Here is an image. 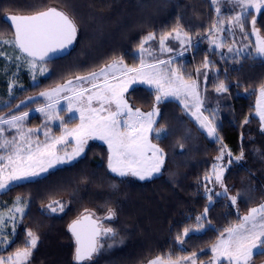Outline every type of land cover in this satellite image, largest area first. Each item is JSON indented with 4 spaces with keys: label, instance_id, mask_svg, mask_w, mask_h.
Segmentation results:
<instances>
[{
    "label": "trees",
    "instance_id": "1",
    "mask_svg": "<svg viewBox=\"0 0 264 264\" xmlns=\"http://www.w3.org/2000/svg\"><path fill=\"white\" fill-rule=\"evenodd\" d=\"M228 4L217 13L212 0H0V40L14 38V30L5 20L10 15L27 16L56 8L74 20L78 30L75 47L68 55L43 62L45 68L54 64L51 73L59 74L61 80L98 71L114 58L122 59L127 68H138L142 59L136 54L139 46L146 36L154 34L155 39L148 42L164 54L163 59H172L170 67L197 81L201 113L214 124L217 137L211 139L202 132L185 114L180 100L157 104L156 91L144 87L131 90L127 99L133 110L147 113L154 107L159 109L151 143L164 152L160 174L145 182H122L106 170L107 149L96 145L71 166L12 186L0 194V215L7 221L4 232L11 233L15 227V233L8 237L11 243L7 247L0 245V257L7 258L24 248L31 230L39 236L31 264H77L69 225L93 213L115 230L114 238L109 234L103 240L123 242L124 247L107 257L101 249L82 264L104 260L146 264L157 257L180 262L192 253L206 263L212 259L208 250L221 234L264 202V133L255 117L258 94L264 88V56L253 54L256 47L248 23L255 16L253 12L245 19L243 31L230 21H219V17L226 21L240 12L234 3ZM218 24L225 29L222 37L229 38L221 49L210 40ZM258 26L264 34V13ZM177 28L188 33L181 36L187 43L182 45L174 38ZM167 33L172 35L165 44H174L170 52L160 49V37ZM229 43L238 50L229 53ZM0 53L4 54L0 55L1 116L16 112L20 101L49 86L52 79L37 69L34 80L28 65L16 60L20 53L14 47L0 44ZM205 59L212 65L207 69L203 67ZM220 81L228 85V92L215 91ZM221 151L224 155L218 160ZM241 152L243 158L237 159ZM216 164L225 171V187L237 195L235 205L228 194L217 195L211 179ZM54 201H62L66 210L49 214L47 205ZM17 206L24 207V212H16ZM205 207L209 211L201 229L196 217L204 215ZM109 208L115 213L111 220L105 219ZM185 227L189 228L187 236H183ZM178 234L183 244L177 241ZM250 264H264V255L254 256Z\"/></svg>",
    "mask_w": 264,
    "mask_h": 264
},
{
    "label": "snow or ice",
    "instance_id": "2",
    "mask_svg": "<svg viewBox=\"0 0 264 264\" xmlns=\"http://www.w3.org/2000/svg\"><path fill=\"white\" fill-rule=\"evenodd\" d=\"M240 8V14L232 16L230 23L239 27L241 31L245 26V13L251 15L250 10L260 13L264 10V0H229ZM216 6L217 13L220 12L218 0H212ZM10 22V27L14 28V38L11 40H0V44L14 47L19 51L16 60H23L30 71L33 72L35 80V71L43 75L47 69L43 62L49 53L63 51L68 48L76 38L77 26L74 20L66 13L56 8H48L44 11H38L35 14L27 16L10 15L5 17ZM253 32L258 33L256 29V17L252 18ZM215 28V26H214ZM175 31V39L180 40L181 44L187 41L181 39V36H187L188 33H182L177 28ZM172 33H167L160 37L161 51H171L166 48L165 40ZM155 39L154 34H149L140 44V52L148 51L144 48V44L149 40ZM217 47H222V42L212 41ZM228 52H233V48L229 47ZM257 52L264 56V40H259L257 44ZM151 54V53H149ZM0 55H4L0 53ZM171 60H158L154 64L146 65L141 59V67L127 68L123 65L120 58H114L112 63L105 68H101L99 72H92L86 76H76L75 81L69 79L65 84L58 85L52 91L41 92L40 95L51 100L53 96H58L61 92H72L69 99V108L71 110L72 100L75 99L81 105L77 110L80 112V124L71 131L65 130L61 136L57 138L49 137V131H44L45 142L43 144L36 142L33 147V133L39 129H29L25 132L24 120L29 113L24 112L21 115H11L9 117L0 116V126L7 125L8 129H16V136L11 139L7 138L4 133L5 129L0 127V150H4L7 155H0V161L7 162L0 166V192L10 187V182L32 179L38 177L41 173L47 172L50 168L57 164L71 162L83 151L89 139L103 140L108 146V168L111 172L118 176H133L139 180L152 179L154 174L161 171L164 163V152L157 145L149 140V132L153 130V124L156 122L153 117L158 115V110L154 107L153 111L143 113L139 109L133 110L129 101L125 98L130 84L139 80L141 83L156 86V103H161L168 97H175L180 100L186 110H189L188 99L193 101L192 107L195 109L192 115L199 121L201 128L206 129L208 136L215 137L216 127L208 117L201 113V97L198 91V84L191 76L185 77L180 73L179 69L171 68ZM160 65H169L167 68H161ZM19 67V65H17ZM211 62L205 59L203 67L209 68ZM152 71L145 72V68ZM109 73H112L111 80ZM199 74V69H197ZM103 77V83H98ZM207 73H205V81ZM112 81H115L113 83ZM90 84L91 87H85ZM217 93H225L229 91L228 85L224 81H220L215 85ZM88 93L87 96L85 94ZM261 95L264 96V88L261 89ZM183 97V99H182ZM98 102V107L92 106V101ZM107 105V107H106ZM115 105V109L111 107ZM19 107V106H17ZM54 105H47L48 109H52ZM37 111L45 113L47 119H52V113L46 112L45 108H38ZM102 113H107L102 114ZM261 124L264 125V110L258 112ZM245 123H248L246 120ZM46 127V126H45ZM264 131V127L261 129ZM157 138L160 137L159 129L156 130ZM68 137L75 139V147L71 153L65 152L63 156L58 155L57 145L66 144ZM38 140V138H37ZM223 151L218 160L223 158ZM231 156V153H228ZM243 158V152L237 159ZM7 169V171H6ZM215 171V180L224 187L222 176L224 169L220 165H213ZM227 188L224 187V195H227ZM221 195V193H217ZM235 205L237 196L227 197ZM211 200V197H209ZM17 205L21 203L17 198ZM26 207V204L24 205ZM24 207L17 206L16 212L23 213ZM47 207L52 212L64 211V203L62 201H54ZM209 211L208 207L204 209L203 216H197V227H203V219ZM115 216L114 211L109 208L105 219L111 220ZM259 217V219H258ZM9 220L14 221V216H9ZM87 222V226H85ZM7 221L3 215H0V245L7 247L11 241L9 236L14 235L15 227L11 233H5L4 228ZM69 231L75 238V256L77 264H82L85 260H91L94 253L99 251L102 245L98 241V237L103 235H111L113 238L116 233L112 227H104L93 219V214L89 213L80 219L73 221L69 225ZM221 234V238L212 247L213 264H220L221 260L227 264H250L256 255H264V205L259 208H252L245 215L241 222L229 227ZM189 228L185 227L183 236H187ZM177 241L181 244L184 240L181 235H177ZM39 236L35 232L29 230L27 232V240L25 247L18 249L14 255L8 256L7 259L0 257V264H27L32 255V251L37 247ZM188 264H197L196 253H192L190 257H183ZM150 264H172L171 257L166 259L157 257L150 261Z\"/></svg>",
    "mask_w": 264,
    "mask_h": 264
},
{
    "label": "rangeland",
    "instance_id": "3",
    "mask_svg": "<svg viewBox=\"0 0 264 264\" xmlns=\"http://www.w3.org/2000/svg\"><path fill=\"white\" fill-rule=\"evenodd\" d=\"M218 2H219V7H223V6L225 7L226 5L230 6L228 3H232V2H229V0H218ZM250 11L253 12L255 17H256V25H255V27H256V29H258V33H254L253 32V26H252V23H251L252 20L248 21V23L251 25V33L249 34V36L254 41V44H255V47H256L254 49V51H253V54H254V56H261L257 52V44H258V38H259V40H264V34L261 32V30H260V28L258 26V23H259L260 16L264 13V10H262L260 13H255L254 10H250ZM238 14H240V12ZM248 16H249V14L245 13V19H247ZM219 19H220L219 20L220 22H228V21H230V18L226 19V21H223L224 19H222L221 17H219ZM225 28H226V30H230L233 33V29L232 28H228L227 26ZM224 30L225 29L218 24V26L213 29V36L210 38V40L217 41V42H222V44H223V42L228 43L229 38L224 37V36L222 37V35H224L223 34ZM229 35L232 36L233 34H229ZM181 39H184V38H181ZM149 41H151V40H149ZM212 44L217 49H221L222 48V47H217L215 43H212ZM173 45H174L173 43L170 44L169 42L165 44L166 48H170V49L172 48L171 46H173ZM229 47L233 48V52L238 50V46H234L232 43H229L228 47L226 48L227 51H228ZM144 48L147 49L148 51H146L144 53H141L140 50H138V52L136 54L139 55L140 57H142V59L144 60V63L146 65L154 64L158 60H166V59H163L164 54L161 55L156 50V48L153 45L149 44L148 41H147V43L144 44ZM240 51L241 50H239V52ZM164 52H170V51H164ZM149 53H151V54H149ZM236 53H238V52H236ZM169 60L172 61V59H169ZM108 64H110V63H108ZM108 64H106V66ZM50 65H51L50 67H46L47 71L44 73V75H49L51 77V79H52V81L49 83V86L45 87L44 89L40 90L39 92H37L35 94L26 96V98H24L22 101H20L16 105V108H15L17 110L16 112H13V113L10 112V113H6L4 115H1L3 117H9L11 115H21L24 112L29 113V116L27 118H25V120H24V129L23 130L25 132H27L29 129H32V130L39 129L38 132H34L33 133V136H32V138H33V147H35V143L36 142H39L41 144H43L45 142L46 138L44 136V131H46V130H50L49 131V137L57 138V137L61 136V134L65 130L71 131L72 129L77 128L78 125L80 124V112L77 109L79 107H81V105L78 103V101L73 99L72 100L71 110L70 111L68 110L70 101H69V99H66V97H72L73 96L72 92H61V93H59L58 96H53L51 98V100H49L48 98L43 97V96L40 95L41 92L52 91L58 85L65 84L69 79H72V80L75 81L76 77L68 78V79L64 78L65 80L62 79L63 80L62 81L60 79V77H59V74L55 75V74L51 73V71H52L51 69H54V66H53L54 64H50ZM105 67H103V68H105ZM140 67H141V65L137 69H139ZM160 67L161 68H167V67H169V65H160ZM99 71H100V69L98 71H95V72H99ZM144 71L145 72H149V71H152V69L146 67L144 69ZM87 75H89V74H87ZM81 76H86V75H81ZM111 76H112V73H109V79L110 80H111ZM112 82L115 83V81H112ZM98 83H101V84L103 83V77H101V79H100V81H98ZM85 87H91V85L88 84V85H85ZM137 87H144V88H147L148 90L156 91V86L155 85H149L147 83H141L139 80H137L135 83L130 84L128 91L125 93V98L127 99L128 93H130L131 90H133V89H135ZM87 95H88V93L85 94V96H87ZM171 99H176V98L175 97H168V98L164 99L163 101L171 100ZM182 99H183V97H182ZM188 103H189V110H186L184 108V105L182 104V107H183V110H184L185 114H187L189 116V118L193 121V123H195V125L202 132H204L206 135H208L206 129L201 128L199 121L196 119L195 116L192 115V112H194L195 109L192 107L193 101L191 100V98L188 99ZM49 104L54 105V107L52 109H48L47 105H49ZM17 106H19V107H17ZM92 106L93 107H98L99 106L98 102L96 100H93L92 101ZM106 107H107V105H106ZM111 107L114 109L115 105H111ZM38 108H45L46 112H51L52 113V119H47L45 113H41V112L37 111ZM156 109L158 110V115L154 116L153 119L157 122V119H159V109L157 107H156ZM261 110H264V96L261 95V90H260L259 94H258V98H257V102H256V110H255V117L258 119V121L260 123V129H262V127H264V125L261 124V121H260V118H259V115H258V112L261 111ZM102 114L106 115L107 113H102ZM156 122L153 124V129L155 127ZM0 127H3L6 130L4 135L7 138H9V139H11L13 136H16V134H17L16 133V129L9 130L7 125H2ZM262 132L264 133V131H262ZM151 134H152V131L149 132V134H148L150 142H151ZM37 138H38V140H37ZM209 138L216 139L217 137H216V134H215V137H210L209 136ZM96 145H100L101 147H104L108 151V146L103 140L95 139V138L89 139L87 141V144L84 147V151L79 156H77L75 159H73L71 162L57 164L54 167L50 168L47 172L41 173L38 177H35V178H32V179H25V180H20V181H12V182H10V187L7 190H5V191L0 192V194L7 192L12 186H15V185H18V184H21V183H25V182H29V181H33L35 179H40V178H42L44 176H47V175L51 174L52 172H54L57 169L65 168L67 166H71V165L75 164L80 159L85 157V155L88 153L89 149L92 148V146H96ZM56 147H57V150H58V152H57L58 155L63 156L65 154V152L71 153L73 151V148L75 147V139L73 137H68V142L66 144H59ZM0 155L6 156L7 153L4 150H0ZM108 155H109V152H108L107 158L105 160V167H106V170L108 171V173H110L111 175H115L118 178L122 179V182H130L132 180H139L138 178L133 177V176L121 177V176H118L117 174L111 172L110 169L108 168ZM6 162H7L6 160L0 161V166L5 164ZM162 167H163V165H162ZM162 167H161V169H162ZM6 171H7V169H6ZM211 171H212L211 179L213 178L214 181H215V184H216V185H214L215 189L218 191V193H221V195H222L224 193V187H225V185H224L225 171H223V176H222V181H223L224 187H221V184L216 182V180H215V171H214L213 167H212ZM159 174H160V172L157 173V174H154L152 179L157 177ZM149 180H151V179H149ZM139 181H141V180H139ZM145 181H148V180H143L141 182H145ZM229 189L230 188L227 189L228 190L227 194H228L229 197L237 196L236 194L235 195L231 194ZM261 205H264V202ZM261 205L253 207V208H259ZM46 210L49 212V214L62 213L61 211H59V209L56 212H52L51 209H49L47 207ZM65 210H66V205L64 207V211ZM86 214H89V213H86ZM91 214H93V213H91ZM93 217L98 219L100 221V224H102L104 227H108V223L105 220L103 221V218H99L95 214H93ZM258 219H259V217H258ZM201 229H204V228L202 227ZM198 230L199 229H197L195 231H198ZM226 235L227 234H225V236ZM104 236H106V235L102 234L101 237L99 238V243L102 245V247L99 248V251L102 249L103 256H105V257L110 256L111 252H113L115 250L123 249V247H124L123 242H114V243H110L108 241L106 242V240H103ZM211 249L212 248H210L208 251L211 252ZM34 250L32 251V255L29 258L27 264H31V261H32V258H33V254H34ZM97 253H96V255H97ZM211 255H212V259L209 260L206 263H202L199 260L198 256H196L197 264H213V254H212V252H211ZM7 258H4V259H7ZM155 259L156 258H154L152 260H155ZM223 262L227 263L226 261L221 260L220 264L223 263ZM100 264H113V262L104 260ZM146 264H150V261L148 263H146ZM172 264H188V261L183 260V261H180V262H172Z\"/></svg>",
    "mask_w": 264,
    "mask_h": 264
},
{
    "label": "water",
    "instance_id": "4",
    "mask_svg": "<svg viewBox=\"0 0 264 264\" xmlns=\"http://www.w3.org/2000/svg\"><path fill=\"white\" fill-rule=\"evenodd\" d=\"M13 30H14V28H13ZM77 39H78V30H77V34H76L75 40L73 41V43L68 48H66L63 51H57L55 53H49L48 57L46 58V60L44 62H49V61L55 60L57 58L63 57L65 55H68L70 53V51L75 47ZM85 226H87V222H85Z\"/></svg>",
    "mask_w": 264,
    "mask_h": 264
}]
</instances>
